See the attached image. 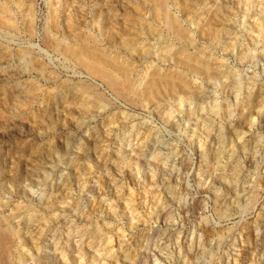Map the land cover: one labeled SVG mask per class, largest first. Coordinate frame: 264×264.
<instances>
[{
	"label": "rangeland",
	"instance_id": "374dc122",
	"mask_svg": "<svg viewBox=\"0 0 264 264\" xmlns=\"http://www.w3.org/2000/svg\"><path fill=\"white\" fill-rule=\"evenodd\" d=\"M1 218L11 264H264V0H0Z\"/></svg>",
	"mask_w": 264,
	"mask_h": 264
},
{
	"label": "bare ground",
	"instance_id": "6f19581e",
	"mask_svg": "<svg viewBox=\"0 0 264 264\" xmlns=\"http://www.w3.org/2000/svg\"><path fill=\"white\" fill-rule=\"evenodd\" d=\"M183 3H184V1L180 2L178 7H180V9L183 11H187L186 3L185 4H183ZM155 4L158 6V8H160L159 6H161V3H158L155 1ZM137 21L141 23L140 25H143L142 22H144V21L140 16L137 18ZM175 23L176 22H174V20L169 19L168 25H169V27L172 28L173 31L176 30V32L174 31L175 33H179V35H182L181 30L175 25ZM148 27H147L148 31H151V33H155V31L152 29L151 26L149 28ZM134 28H137V27H134ZM154 35H156V34H154ZM127 42L128 41H126V43ZM132 44H134V43H132ZM132 44L130 43V46H132ZM126 46L130 47L129 43H128V45L126 44ZM73 50H75V49H73ZM66 53H69L70 55H74V59H76L75 61L78 62V64L80 66H82L86 70H88L91 73V75H95V77H97L99 79V81L104 83L107 86V88H109L111 90H115V89L119 88V91H120V89L122 90L121 92L125 91V93H127V92L132 93L134 88L132 86L131 81L128 79L129 71H128V66L126 63L117 62V61H115V59L113 60L112 57H110V58L107 57L108 55L107 56L99 55L96 53V51H91V50H87V49L86 50L84 49V51L82 50V52H80V51L79 52L78 51L77 52H71L70 50L69 51L67 50ZM70 55H68V56H70ZM191 59L190 58L189 59L184 58V59L180 60L179 62L178 61L177 62L179 65L182 64V69L183 68L184 69L185 68L186 69H193V71H195L197 73H203V74L207 73V71L205 69H203L200 65L195 64V62H193ZM121 77L124 78L123 83L121 81H119V79H121ZM69 83L75 84L74 86L72 85L74 87V89H72V90L73 91H75V89H76V91L78 90V92L82 93V96L83 95H85V96L90 95L92 97H95L96 100L100 99L98 90L95 86L90 85V84H85L82 82L79 83V81L76 83H74V82H69ZM182 85L183 84H182L180 78H178L176 76H172V75L168 74L165 77L163 76L162 78H160L159 75L156 76V74L153 73L151 78H150L148 87H147L148 88L147 92L152 97H155V96H158L159 94H161V92H163L166 89L172 90V89H175L176 87H180V86L182 87ZM115 92H117V91H115ZM135 92L136 91H134V93ZM85 96H84V98H85ZM92 97H90V98H92ZM82 100H84V99H82ZM85 100L87 101V99H85ZM15 239L18 242H20V244L23 243V241L21 240V237L16 232V230L6 221V219L4 220L3 218H1L0 219V264H11V261H12L11 259L13 256L12 247H13V244H15L14 243Z\"/></svg>",
	"mask_w": 264,
	"mask_h": 264
}]
</instances>
